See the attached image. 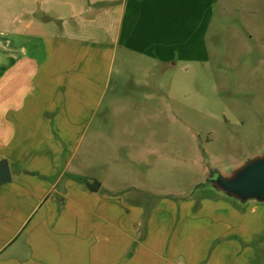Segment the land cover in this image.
<instances>
[{"label":"crops","instance_id":"0c3cea01","mask_svg":"<svg viewBox=\"0 0 264 264\" xmlns=\"http://www.w3.org/2000/svg\"><path fill=\"white\" fill-rule=\"evenodd\" d=\"M216 5L0 0V264H264V203L152 198L97 171L117 60L203 59Z\"/></svg>","mask_w":264,"mask_h":264},{"label":"rangeland","instance_id":"374dc122","mask_svg":"<svg viewBox=\"0 0 264 264\" xmlns=\"http://www.w3.org/2000/svg\"><path fill=\"white\" fill-rule=\"evenodd\" d=\"M206 46L203 59L176 66L117 60L101 128L113 159L100 164L99 180L140 193L142 184L158 190L152 198L217 193L203 186L207 168L226 171L264 152V0H217Z\"/></svg>","mask_w":264,"mask_h":264},{"label":"water","instance_id":"95a60500","mask_svg":"<svg viewBox=\"0 0 264 264\" xmlns=\"http://www.w3.org/2000/svg\"><path fill=\"white\" fill-rule=\"evenodd\" d=\"M203 186L211 187L217 194L244 204L247 202L264 203V152L247 159L238 167L222 170L218 167L207 168ZM12 181V171L6 159L0 161V186ZM90 191L99 190L95 181L87 183Z\"/></svg>","mask_w":264,"mask_h":264},{"label":"trees","instance_id":"16d2710c","mask_svg":"<svg viewBox=\"0 0 264 264\" xmlns=\"http://www.w3.org/2000/svg\"><path fill=\"white\" fill-rule=\"evenodd\" d=\"M79 179H80V180H82V178H81V177H80Z\"/></svg>","mask_w":264,"mask_h":264}]
</instances>
